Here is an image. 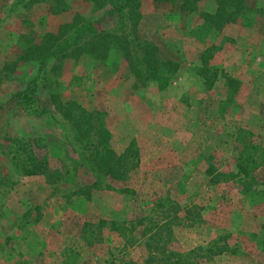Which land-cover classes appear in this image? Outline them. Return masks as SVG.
<instances>
[{"label":"rangeland","instance_id":"obj_1","mask_svg":"<svg viewBox=\"0 0 264 264\" xmlns=\"http://www.w3.org/2000/svg\"><path fill=\"white\" fill-rule=\"evenodd\" d=\"M59 1L0 0V264H264L257 89L239 100L242 78L264 82V70L239 69L241 53L258 51L253 32L264 35V2L243 1L232 38L201 0L184 14L177 1L137 0L139 16L115 0H68L64 11ZM64 41L63 56H47ZM143 45L178 65L160 88L134 67ZM68 101L105 111L110 148L128 150L124 180L104 176L81 193L94 175L79 154L86 136L73 140L60 115ZM30 139L50 175L16 172Z\"/></svg>","mask_w":264,"mask_h":264},{"label":"trees","instance_id":"obj_2","mask_svg":"<svg viewBox=\"0 0 264 264\" xmlns=\"http://www.w3.org/2000/svg\"><path fill=\"white\" fill-rule=\"evenodd\" d=\"M153 2H158V0H152ZM179 3L173 5V9L179 14L186 13L190 8L188 3L190 0H173ZM172 1V2H173ZM244 0H215V9L212 14L205 13L204 15L211 19L212 26H217L220 29L225 23L232 22L234 12H238L244 9ZM60 2V1H59ZM161 2H167L166 0H161ZM61 6L58 11H64L70 8L68 0H63L60 2ZM69 5V6H68ZM126 9V14L131 16H139L137 11L138 3L137 0H115L114 9L119 12V9ZM259 10V8H257ZM235 12V13H236ZM78 17V14L74 15ZM135 18V17H134ZM72 27V23H66L60 25V28ZM74 29V28H73ZM75 34L81 32V29H74ZM55 38L53 34H47L41 36V42H50ZM73 44V42H69ZM62 45V46H61ZM59 47L51 46V51L47 56H53L54 54H61L63 50L67 48V41H64ZM127 47H123L121 50L127 55ZM208 50V47L205 48ZM158 48L154 45L139 46L137 55H133L134 67L141 68V71H137L138 74H145V79H155L158 82V88L162 87L165 80L162 76L164 71H175L178 68L177 63H173L170 60H159L156 58V52ZM61 54V56H63ZM143 68V70H142ZM65 111H59L61 117L69 122L70 128L73 131L72 139L80 144L85 137V145L80 148L79 154L83 157L86 162L85 166L94 175V182L92 181L89 185L84 186L81 193L88 195L89 189L95 185L99 184V181L104 176H109L110 179L124 180L127 173L129 172V165L131 163L127 162V152L125 150L121 154H115L109 146V131L103 125L105 120V111H87L85 108H80L75 101H68L65 106ZM75 107L78 108L77 115H74L72 111L68 108ZM71 109V108H70ZM73 114V115H72ZM89 133L92 140L88 138ZM38 140L30 139L28 142L30 144H25L22 146V155L18 157V161L14 163V168L16 172L20 175L30 176L37 174H47L50 175V166L48 165V157L45 151L42 154L39 152L40 148L43 146L38 145ZM92 141V143H90ZM88 143H90V149L88 148ZM92 144V145H91ZM32 146V147H31ZM37 149V151H36ZM84 150V151H83ZM237 172L242 175H247L246 165H242L239 162L235 163ZM81 166V165H80ZM120 191L128 192L129 188L121 187ZM261 250L264 252V235L261 244ZM181 264H196L190 261H182Z\"/></svg>","mask_w":264,"mask_h":264},{"label":"crops","instance_id":"obj_3","mask_svg":"<svg viewBox=\"0 0 264 264\" xmlns=\"http://www.w3.org/2000/svg\"><path fill=\"white\" fill-rule=\"evenodd\" d=\"M254 2L255 3L260 2L259 4H262L264 2V0H254ZM215 5H216L215 0H201L198 3L199 10H201L207 14H212L214 12ZM235 22L225 23L220 28L221 32L227 36L235 38V37H233L234 35L231 36V31L237 30V24H233ZM239 22L240 21H237L236 23H239ZM240 31L243 32L244 30H240ZM240 31L238 33L239 36H243L242 33H240ZM251 37L253 40L259 41L258 51L252 50L251 54L248 55L249 57L246 55V53L245 54L241 53V57L243 59H241L239 61V64H240L239 69L243 70V69L251 68L254 76L256 73L261 75V71L264 70V48L260 49V51H261L260 52L259 47L262 48L260 46V44H261V41H264V35L253 32V36H251ZM249 38H245V39H249ZM244 48H247V47H244ZM255 54H257L259 56L254 57ZM244 58H245V60H244ZM250 58H251V62L248 63L246 61V59H250ZM243 73H245V72H243ZM241 80H242V82L240 84L241 92L239 95V100L244 101L247 98L246 95L248 96V93L251 92L250 91L251 89L252 90L257 89V93H256L257 103H256V105H254L252 107L251 118L257 119V121H258L256 129H254V130L257 131L258 133L264 132V124H263V121H264V118H263L264 117V112H263V110H264V82L259 81V79H257V78H256L257 82H254V81L251 82V81H248L247 79H243V78Z\"/></svg>","mask_w":264,"mask_h":264}]
</instances>
